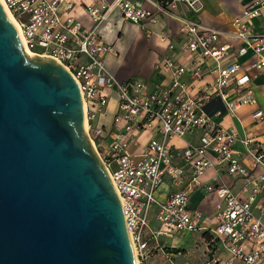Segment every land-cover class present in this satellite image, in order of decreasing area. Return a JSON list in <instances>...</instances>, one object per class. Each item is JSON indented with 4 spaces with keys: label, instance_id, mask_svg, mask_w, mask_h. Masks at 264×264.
Returning <instances> with one entry per match:
<instances>
[{
    "label": "built area",
    "instance_id": "1",
    "mask_svg": "<svg viewBox=\"0 0 264 264\" xmlns=\"http://www.w3.org/2000/svg\"><path fill=\"white\" fill-rule=\"evenodd\" d=\"M90 1L84 5L92 26L85 27L71 15L74 5L70 0H2L18 25L24 48L33 56L52 59L75 80L85 111V131L120 200L136 264H174L180 250L162 245L159 238L184 234L197 235L206 257L202 264H264V206L258 202L264 189V138L241 140L248 158L245 162L234 151L237 132L218 126L203 112L214 97L230 114L242 106L257 105L250 83L254 73H264V35L254 33L250 22L264 10V0H253L232 20L228 38L235 44L222 41L219 31L197 22L201 0L153 3L155 13L138 0ZM178 3L185 4L194 18L175 16ZM114 10L140 27L155 23L157 14L176 19L181 24V51L211 63L207 75L201 66L193 64L190 70L167 55L155 67L171 75L168 86L148 91L141 81L117 82L105 63L112 47L98 34ZM156 36L166 43L168 53L174 51L166 33ZM247 55L252 62L246 65L240 59ZM190 72L195 83L187 85L181 78ZM231 92L236 97L229 100ZM114 95L116 112L106 130L98 119L106 114ZM252 118L264 122V113L257 109ZM188 133L199 135L197 145L180 149L170 144L172 138ZM138 135H147L148 140L141 153H130ZM174 157L186 166L175 164ZM216 164H223L226 173L241 180L242 186L238 192L226 185L206 187L217 198L211 225L209 218L188 209V201L206 171ZM164 178L179 189L159 202L155 193ZM153 208L156 228L150 224Z\"/></svg>",
    "mask_w": 264,
    "mask_h": 264
},
{
    "label": "water",
    "instance_id": "2",
    "mask_svg": "<svg viewBox=\"0 0 264 264\" xmlns=\"http://www.w3.org/2000/svg\"><path fill=\"white\" fill-rule=\"evenodd\" d=\"M0 8V264H135L73 77Z\"/></svg>",
    "mask_w": 264,
    "mask_h": 264
},
{
    "label": "crops",
    "instance_id": "3",
    "mask_svg": "<svg viewBox=\"0 0 264 264\" xmlns=\"http://www.w3.org/2000/svg\"><path fill=\"white\" fill-rule=\"evenodd\" d=\"M70 1L74 5V10L71 12V15L78 19L85 27H91L92 22L85 12L84 5V3L89 4L91 1ZM106 1L111 2V0ZM165 1L170 0H149L148 2L138 0L137 2L145 9L155 13L156 9L153 3L160 4ZM252 1L253 0H201L202 8L195 16V19L203 28L219 31L222 34V41L232 42L228 38V35L232 32L231 22L241 13L243 8ZM173 13L175 16L183 19L194 18L192 12L183 3L176 4ZM180 27L181 24L176 19H170L161 14H157L155 23L148 22L143 27H140L122 19L118 10L112 11L107 20L98 28V34L101 39L112 47V52L105 58L107 70L117 82L126 83L141 81L145 84L148 91L155 89V86L163 88L171 83V75L165 70H158L155 67L156 62L167 55L171 56L174 61L187 65L190 70L193 64L201 66L204 71V76L207 75V69L211 63H207L201 57L191 58L181 51L180 46L182 38L179 32ZM250 27L254 33L264 35V10L259 13L257 18L250 22ZM161 31L166 33L170 41L175 45V49L172 53H168L166 43L161 42L156 36V34ZM197 61L199 63H197ZM240 62H245L247 65L252 61L250 56L247 55L241 58ZM253 75L250 87L257 100L256 106H242L238 108L234 114H230L226 111L223 102L219 98L214 97L215 99L212 101V104L215 110L208 116L218 126L224 129H234L237 132L239 140L234 146V151L237 156L245 162L248 161V158L245 155L241 140L247 136L264 138V122L257 123L252 118V113L257 109H260L264 113V73H254ZM208 80L209 78H206V81ZM181 81L187 85L195 83V79H193L191 72L185 73ZM235 97L236 95L231 92L229 100L235 99ZM115 112L116 102L112 98L108 104L105 116H101L98 119V121H106V130L111 128L112 118ZM152 136L155 139L161 140L159 134H153ZM136 138L137 142L133 140L130 146V153L133 154L141 153L148 140L147 135H138L135 139ZM198 143L199 135L197 133H188L182 138L175 137L170 141L171 145H175L180 149L189 144L197 145ZM212 158H214V156H212ZM173 162L182 167L186 166L178 157H174ZM259 171L262 170L260 169ZM188 178L189 173L187 170L184 177L185 181H187ZM210 185H226L233 192H238L242 186V181L230 177L226 173L223 164H216L206 171L201 178L200 186L189 195L188 209L190 211L200 212L202 216L211 220V225H214V207L217 203V198L206 191V187ZM178 189L179 187L172 185L167 178H164L163 183L155 193V198L159 202H163L169 194L176 192ZM258 202L264 206V189L258 196ZM151 212L150 224L156 228L157 223L154 219L155 209L153 208ZM191 237H195L198 241L196 234H184L173 238L174 240L179 239L182 241L177 244H172V246H167L165 243L160 242V240L159 242L166 247L180 250V255L174 259V264H179V261H183L186 255V250L182 247L187 243V239ZM198 243L203 247L199 241Z\"/></svg>",
    "mask_w": 264,
    "mask_h": 264
},
{
    "label": "rangeland",
    "instance_id": "4",
    "mask_svg": "<svg viewBox=\"0 0 264 264\" xmlns=\"http://www.w3.org/2000/svg\"><path fill=\"white\" fill-rule=\"evenodd\" d=\"M42 60H47L43 58ZM197 63H199L197 61ZM113 99H116V96H113ZM215 98H212L209 102H207L203 107V112L209 116L214 110L215 107L212 104V101H214ZM105 116V115H103ZM99 125L101 126H107L106 121L103 122V120L98 121ZM160 242L165 243L167 246H172V244L180 243L182 240H174V239H168L165 237L159 238ZM175 246V245H174ZM184 250H186V255L183 261H179V264H202L206 257L204 252V247L200 246L197 239L195 237H191L187 239V243L182 247Z\"/></svg>",
    "mask_w": 264,
    "mask_h": 264
},
{
    "label": "bare ground",
    "instance_id": "5",
    "mask_svg": "<svg viewBox=\"0 0 264 264\" xmlns=\"http://www.w3.org/2000/svg\"><path fill=\"white\" fill-rule=\"evenodd\" d=\"M0 8L5 16V18L7 19V21H9V23L14 27L18 37H19V40L22 44V47H23V51L29 55V56H33L30 52H28L25 48H24V43L22 41V37H21V34H20V31H19V28H18V25L16 24L13 16L11 15V13L8 11V9L5 7V5L3 4L2 0H0ZM83 106V105H82ZM83 112H84V125H85V129H86V123H85V111H84V106H83ZM136 264V262H135Z\"/></svg>",
    "mask_w": 264,
    "mask_h": 264
},
{
    "label": "trees",
    "instance_id": "6",
    "mask_svg": "<svg viewBox=\"0 0 264 264\" xmlns=\"http://www.w3.org/2000/svg\"><path fill=\"white\" fill-rule=\"evenodd\" d=\"M173 252H177L175 249L172 250Z\"/></svg>",
    "mask_w": 264,
    "mask_h": 264
}]
</instances>
